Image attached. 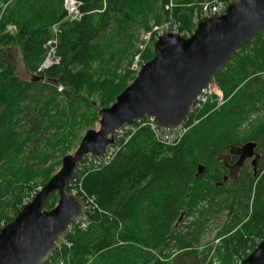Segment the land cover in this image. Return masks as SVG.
Here are the masks:
<instances>
[{
    "label": "trees",
    "instance_id": "obj_1",
    "mask_svg": "<svg viewBox=\"0 0 264 264\" xmlns=\"http://www.w3.org/2000/svg\"><path fill=\"white\" fill-rule=\"evenodd\" d=\"M79 1L85 15L62 24L59 64L40 75L48 76V87L38 81L41 77L18 78L7 51L18 46L25 68L36 71L50 27L65 16L63 0H16L0 19V207L9 192L18 202L35 178L42 175L47 182L52 168H33L29 162L44 164L58 150L66 155L77 138L75 129H90L99 109L109 107L133 80L128 67L138 54V36L151 29V22H161L167 2ZM204 1L211 0H174L179 34L191 35L195 4ZM7 25L16 31L6 32ZM145 52L141 57L147 62L153 54ZM213 81L224 103L217 108L208 103L180 144L160 146L149 129L140 128L113 161L84 177L83 189L104 214L91 217L85 231L69 233L70 246L63 244L49 259L60 257L56 264H151L152 253L146 248L162 253L199 244L208 218L225 208L231 220L217 234L221 239L214 255L220 264H238L248 256L258 244L254 239L264 238V116L244 137L239 127L254 113L264 115V32L244 44ZM60 94L65 104L58 100ZM91 99H96L98 110H93ZM248 142H255L261 154L256 174L246 167L237 179L224 182L227 171L220 157ZM199 165L204 170L196 175ZM78 176L73 173L72 178ZM57 199L51 193L44 209H52ZM235 210L243 211V217ZM187 217L193 219L176 231V223ZM203 250L205 259L211 247Z\"/></svg>",
    "mask_w": 264,
    "mask_h": 264
},
{
    "label": "water",
    "instance_id": "obj_2",
    "mask_svg": "<svg viewBox=\"0 0 264 264\" xmlns=\"http://www.w3.org/2000/svg\"><path fill=\"white\" fill-rule=\"evenodd\" d=\"M263 32L264 0H230L221 15L201 17L191 35L158 36L153 57L109 107L99 109L98 128L84 133L75 151L62 157L59 170L0 227V264H45L84 212L82 200L66 190L79 160L87 154L101 157L119 128L145 116L163 131L178 129L199 93L244 44ZM256 145L248 142L239 149L250 150L254 175L260 160ZM203 170L199 165L196 175ZM51 193L57 194V203L45 210L43 202ZM240 264H264V238Z\"/></svg>",
    "mask_w": 264,
    "mask_h": 264
},
{
    "label": "built area",
    "instance_id": "obj_3",
    "mask_svg": "<svg viewBox=\"0 0 264 264\" xmlns=\"http://www.w3.org/2000/svg\"><path fill=\"white\" fill-rule=\"evenodd\" d=\"M15 1L16 0H0V19L2 18L6 10ZM229 1L230 0H211L196 3L192 20L194 26H196L198 20L201 17L208 15H221L224 12ZM82 5V2L79 0H63V8L65 10L64 20L67 22L80 21L81 18L85 15V13L81 10ZM176 7L177 6L174 0H167L165 5V22L161 25L154 26L149 33L143 35V43L139 45L138 54L134 57L132 68L133 71L137 73L139 72L140 67L143 64L141 54L144 53L150 45H153L154 40L157 39L158 36L168 32L179 33V23L176 20L174 14V10ZM15 31V26H6V32L14 33ZM56 33L57 29H55V35L51 36L46 42L47 54L40 63L35 73L36 75H42L46 70L59 64L60 58L57 55L58 37L56 36ZM41 78L42 80H44V77ZM57 89L58 91H61L63 88L59 85L57 86ZM211 102L216 105V108L224 103L222 93L213 83L209 84L199 93L192 108L189 111L187 119L185 120L183 125L175 131H163L158 127V124L153 117L145 116L135 120L132 124H126L119 128L113 137L112 144L107 146L105 153L101 157L93 156L91 154L83 156L76 164L73 171V173H80V176L71 178L68 181L66 187V190L70 194L80 198L84 204L83 215L77 223L71 225L69 233H71L73 230L85 231L91 223V217L98 214H104V211L97 204L95 197L93 195H89L83 189L82 181L88 173L107 166L111 161H113L116 155L124 149L129 140L140 128L149 129L152 133L153 140L160 146L168 148L177 146L182 142L187 132L193 126L199 123V113L205 108L208 103ZM63 244L67 247L70 246V244L66 240L63 242ZM62 245L58 249H61ZM59 258L60 257L57 256L52 259H48V264H56L55 261L57 260V262H61Z\"/></svg>",
    "mask_w": 264,
    "mask_h": 264
},
{
    "label": "rangeland",
    "instance_id": "obj_4",
    "mask_svg": "<svg viewBox=\"0 0 264 264\" xmlns=\"http://www.w3.org/2000/svg\"><path fill=\"white\" fill-rule=\"evenodd\" d=\"M165 5H166V3L162 6V9L160 11L161 22L158 23V24H153V22H151L150 23L151 29L149 31H141L140 32V34L138 36V41L136 43V49L137 50H139V45H141L143 43V39H142L143 35L149 33L154 26L161 25V24H163L165 22V20H166ZM104 8H105V4H104V7H103V10H104ZM64 17L60 21L54 23L50 27V36L49 37L55 35V29H57L56 36L58 37V41H59V35L61 33V26H62L63 23L67 22V21L64 20ZM191 19L193 20V18H191ZM194 28H195V26H194ZM193 30H192V32H193ZM42 49L44 51V53H43V59H44V57L47 54L46 43L42 46ZM146 53L148 55L149 54H153L152 45H150L147 48L145 54ZM6 59L8 61H11L15 65L16 75L21 80H23V81H31V79H33L34 76H40V75H36L35 74L37 70L32 73V72H29L25 68V65H24V63L22 61L20 49H19L18 46H11L8 49ZM141 59H142V62L144 63L145 61L143 60V57ZM133 62H134V58H133L131 64L129 65V67H128V71L131 72L132 79H134V77L137 75V72L132 70ZM47 77L48 76H44V80H42V81L38 80V81L41 82L43 85L47 86L48 84H50V82L48 81L49 79ZM51 81H54V80H51ZM212 83L218 88V86L216 85V83L214 81H212ZM60 86L62 87V85H60ZM218 90L220 91L219 88H218ZM58 93H60V92H58ZM58 100L61 101L64 104L66 103L65 97L63 95H61V94L58 97ZM91 101H92L93 110H96L97 109V101H96V99H91ZM263 116H264L263 114L258 115V116L255 113L252 114L250 116V118L248 119V121L244 122L241 125V127H239L240 136H242V137H244V135L246 136L253 127L257 126L260 123V121L262 120L261 118ZM91 126L92 127L90 129H97L98 128V120L96 122H94L93 124H91ZM87 130L85 129V127H80V128L78 127V128L75 129V131L77 133V138L76 137L74 138V140H73V142H72V144L70 146V149H68L67 153H65V154H72L75 151V149H76V147H77V145H78V143L80 141L79 137L82 138V136L84 135V133ZM42 149H43V147L41 145L38 146L37 152L40 153L42 151ZM28 150H31V146L28 147ZM257 153L260 154V152H258V151H257ZM62 156H63V154H61L60 150H58L48 162H46L44 164H39L35 160V162L30 161L28 165H30L33 168L39 166V169H46L48 167H50V169L52 168V172L49 174V176L51 178L59 170ZM246 163L249 164L248 161ZM22 166H24V164H22ZM250 169H251V171L253 170V167L251 165H250L249 170ZM233 177H235V174L233 175ZM44 183H46V182H44V177L42 175H41V177L35 178L30 183L29 187H25V190L20 195V200L18 202L14 201V199H13L14 198V196H13L14 193H10L9 192L6 195H4V197L2 198V204H4V205L0 207V211L3 212V216L0 218V227L5 225L8 222V220L13 219V217H14V215L16 213V209L18 210V208H21L25 203L31 201L33 199L32 197H34L35 194L44 186ZM244 203H245V201H244ZM235 213H237L236 215L238 217H240V218H242L243 214H244V212L241 211V210H238V211L235 210ZM192 219H193L192 217H187V218H184L183 220H181L180 223H178V224L176 223V228H175L176 231H182V229L185 228V226L188 225V223ZM230 220H231V217H230L229 210L225 208V209H223L221 211H218L215 214H212L208 218V221H207L206 227H205V231H204V233L202 234V236L200 238V243L199 244H195L193 246H188V247H185V248H182V249H180V248H172L171 250L165 249L164 251H162V253H160L159 250L154 251V250L146 248L147 251H150L152 253L153 259H152V263L151 264H156V262H158L159 264H171L172 261H174L177 264H209V263L220 264V261L214 255L215 248L217 247V245H219L220 239H221V238H218L217 234L219 233L220 230L223 229V227H225V226L230 224ZM254 242L259 244L260 241H259V239H254ZM207 245L209 247H211V251L207 255V258L204 259V257H203V251H204L203 247H205ZM194 250L197 251L196 255H192L191 256V255L188 254V253H190V252H192ZM250 252H248V253H250ZM164 255H168L169 257L166 258ZM238 264H240V262H238Z\"/></svg>",
    "mask_w": 264,
    "mask_h": 264
},
{
    "label": "flooded vegetation",
    "instance_id": "obj_5",
    "mask_svg": "<svg viewBox=\"0 0 264 264\" xmlns=\"http://www.w3.org/2000/svg\"><path fill=\"white\" fill-rule=\"evenodd\" d=\"M256 150H257V146L256 148H254L255 152ZM249 152H250L249 149H246L242 152L239 151L238 149H234L230 152L231 154H225L220 157L219 162L223 165V167L227 171V173L224 175V177H226V180H224V177H223L224 182L233 181L237 179L240 173L246 167L249 170L251 162H252V158H248ZM247 161L249 164L246 163ZM258 165H259V162H258ZM258 165H257V169H258ZM234 174H235V177H233Z\"/></svg>",
    "mask_w": 264,
    "mask_h": 264
}]
</instances>
